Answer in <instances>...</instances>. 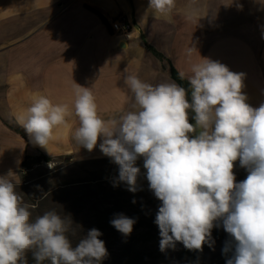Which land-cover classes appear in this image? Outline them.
Returning a JSON list of instances; mask_svg holds the SVG:
<instances>
[{
	"label": "clouds",
	"instance_id": "9594fccd",
	"mask_svg": "<svg viewBox=\"0 0 264 264\" xmlns=\"http://www.w3.org/2000/svg\"><path fill=\"white\" fill-rule=\"evenodd\" d=\"M148 7L167 15L175 0H149ZM191 71L190 101L176 83L152 85L125 75L134 110L110 120L98 114L90 88L77 85L74 139L89 152L102 140L101 153L118 166V182L128 191L137 192L141 176L147 180L160 202L154 223L162 252L177 242L189 250L212 247V229L222 227L230 237L222 249L226 264H264V103L251 106L245 73L219 61L203 58ZM68 114L67 105L41 95L17 119L30 140L46 148ZM236 161L247 171L239 182ZM34 207L0 176V264H29V254L32 264H102L107 258L100 230L90 229L73 245L71 219L55 210L33 219ZM110 223L128 236L136 220L120 213Z\"/></svg>",
	"mask_w": 264,
	"mask_h": 264
},
{
	"label": "crops",
	"instance_id": "0c3cea01",
	"mask_svg": "<svg viewBox=\"0 0 264 264\" xmlns=\"http://www.w3.org/2000/svg\"><path fill=\"white\" fill-rule=\"evenodd\" d=\"M148 4L0 0V176L16 177L24 155L106 157L99 149L102 140L89 152L74 139L79 127L74 114L77 85L90 88L101 118L115 119L134 110L125 75L152 85L190 87L192 66L208 58L245 73L247 102L253 107L264 103V0H175L167 15ZM115 18L131 24L128 37L111 32ZM172 72L184 81L181 85ZM41 95L69 110L66 124L54 130L46 148L28 135L25 142L7 126L24 130L17 118Z\"/></svg>",
	"mask_w": 264,
	"mask_h": 264
},
{
	"label": "rangeland",
	"instance_id": "374dc122",
	"mask_svg": "<svg viewBox=\"0 0 264 264\" xmlns=\"http://www.w3.org/2000/svg\"><path fill=\"white\" fill-rule=\"evenodd\" d=\"M50 158V161L33 166L27 172L21 170L16 177L10 180L15 184L16 191L23 198V202L35 205L34 208L30 209L33 219L46 211L55 210L61 217L71 219L73 225L84 223L92 218L95 203L104 202L107 205L114 202L111 197L103 199L102 196H108L111 191H120L118 187L114 186L115 183L99 188H85V185L67 187L65 185L66 182H75L74 184H77L76 181L87 180L92 176L100 177L105 174L109 176L118 174V166L112 163L110 158H89L83 160L59 156ZM137 166L141 168L142 173L145 172L142 159L137 161ZM234 172L237 182L244 180L247 176V171L239 166V161L235 162ZM122 188L126 192L117 205L132 206L145 200L144 193H132L127 190V186ZM72 228L75 230V235L70 234V239L73 242L87 234L84 230L73 226ZM212 239L214 241L212 247L205 244L202 250H191L188 258H182L178 255L180 250L184 251L186 248L182 243L177 242L175 249L169 248L163 252L164 255L156 258L146 257L140 264H217L226 257L222 249L225 241L229 240L230 237L222 227H214L212 229ZM110 258L112 256H107L103 261ZM28 260L29 264H32L31 254H29ZM44 264H49V262L45 261Z\"/></svg>",
	"mask_w": 264,
	"mask_h": 264
},
{
	"label": "trees",
	"instance_id": "16d2710c",
	"mask_svg": "<svg viewBox=\"0 0 264 264\" xmlns=\"http://www.w3.org/2000/svg\"><path fill=\"white\" fill-rule=\"evenodd\" d=\"M93 12L98 15L101 20H103L99 14H97L95 11ZM151 51L152 53L160 56V54L155 52L153 49H151ZM172 78L175 79L180 85L184 82L173 72ZM182 87L188 90V98L190 101V87L188 85L185 86V84L182 85ZM192 115H194V113ZM190 122H192V120H190ZM7 126L13 132L19 134L23 140L27 142V133H25V130L17 125L7 124ZM50 160V157L41 153H38L34 156L24 155V158L20 162V168L23 172H27L33 166L39 165L43 162H48ZM74 183L75 182H66L65 185H67V187L85 185V188H99L104 185L110 186L111 184L115 183V187L120 189V191H111L108 196H102L103 199L105 197H111V199L114 200L113 203L107 205L104 204V202L94 204V214L89 221L74 225L72 224L73 227L84 230L85 232H88L92 228H96L102 232L103 235L100 237V239L105 242V246L109 254L108 256H112V258L109 260L102 261V264H140L146 257L156 258L160 255H164L163 252H165L167 249L163 252L160 250L159 229L154 223L155 215L158 211L160 202L148 189V182L143 176H141L139 180V188L137 192H140V194L144 193L145 200L141 203H135L132 206L117 205V203L122 200L126 192L122 188L126 185L124 183L118 182V174L111 176L105 174L100 177L92 176L90 179L78 180L76 181L77 184ZM111 187L115 188L114 186ZM120 213L136 220V223L133 226V231L128 236L120 233L110 223V221ZM78 241L79 240L72 242L76 244ZM189 253H191V250L189 249L184 251L180 250L178 255H180L182 258H188L190 257ZM227 258L228 256H226L217 264H226ZM136 259L139 260L136 261Z\"/></svg>",
	"mask_w": 264,
	"mask_h": 264
},
{
	"label": "built area",
	"instance_id": "2783aa9c",
	"mask_svg": "<svg viewBox=\"0 0 264 264\" xmlns=\"http://www.w3.org/2000/svg\"><path fill=\"white\" fill-rule=\"evenodd\" d=\"M131 24H129L123 18H115V27L110 29L113 34H116L118 37H128L131 31Z\"/></svg>",
	"mask_w": 264,
	"mask_h": 264
},
{
	"label": "bare ground",
	"instance_id": "6f19581e",
	"mask_svg": "<svg viewBox=\"0 0 264 264\" xmlns=\"http://www.w3.org/2000/svg\"><path fill=\"white\" fill-rule=\"evenodd\" d=\"M115 27V20L110 22V29H114Z\"/></svg>",
	"mask_w": 264,
	"mask_h": 264
}]
</instances>
